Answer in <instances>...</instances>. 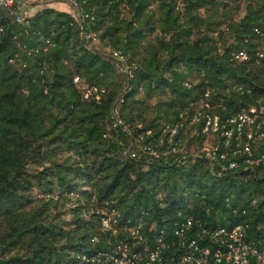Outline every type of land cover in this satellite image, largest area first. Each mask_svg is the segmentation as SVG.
Here are the masks:
<instances>
[{"label": "trees", "instance_id": "16d2710c", "mask_svg": "<svg viewBox=\"0 0 264 264\" xmlns=\"http://www.w3.org/2000/svg\"><path fill=\"white\" fill-rule=\"evenodd\" d=\"M72 1L21 21L0 6V264L105 249V206L147 234L189 215L264 238V167L218 176L195 155L207 114L264 103V0Z\"/></svg>", "mask_w": 264, "mask_h": 264}, {"label": "built area", "instance_id": "2783aa9c", "mask_svg": "<svg viewBox=\"0 0 264 264\" xmlns=\"http://www.w3.org/2000/svg\"><path fill=\"white\" fill-rule=\"evenodd\" d=\"M32 1L0 0V6L15 7L16 20L21 21ZM64 1L73 4L72 0ZM75 12L79 17V13ZM257 32L264 34V29ZM235 56L246 58L243 51ZM117 58L122 60L120 55ZM112 117L115 124L121 123L116 108ZM177 129L176 126L168 128L167 146L170 151L182 152L180 143L173 141ZM202 133L215 142L214 145H204L195 151V155L209 160L211 170L218 176L233 170L255 176V169L264 167V103L225 120L207 114ZM158 145L152 147L146 143L142 149L158 157ZM260 147L263 149L259 150ZM96 214L106 248L83 253L78 256L76 264H264V238H250L247 225L228 224L209 228L199 218L188 215L174 221L170 230L148 227L147 234L143 213L133 220L120 221L118 212L105 206L97 209ZM92 241L97 242L98 237L94 236Z\"/></svg>", "mask_w": 264, "mask_h": 264}, {"label": "crops", "instance_id": "0c3cea01", "mask_svg": "<svg viewBox=\"0 0 264 264\" xmlns=\"http://www.w3.org/2000/svg\"><path fill=\"white\" fill-rule=\"evenodd\" d=\"M43 5H47L61 11L71 12L70 4L64 0H33L26 8L25 12L27 15H31Z\"/></svg>", "mask_w": 264, "mask_h": 264}, {"label": "rangeland", "instance_id": "374dc122", "mask_svg": "<svg viewBox=\"0 0 264 264\" xmlns=\"http://www.w3.org/2000/svg\"><path fill=\"white\" fill-rule=\"evenodd\" d=\"M71 11L73 12L74 10H72V9H71ZM191 134H194V132H191ZM195 144H196V142H195V143H191V145H192V147H193V148H195V147H196V145H195ZM192 147H191V148H192Z\"/></svg>", "mask_w": 264, "mask_h": 264}]
</instances>
